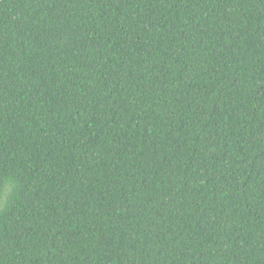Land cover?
Returning <instances> with one entry per match:
<instances>
[{"label":"trees","instance_id":"obj_1","mask_svg":"<svg viewBox=\"0 0 264 264\" xmlns=\"http://www.w3.org/2000/svg\"><path fill=\"white\" fill-rule=\"evenodd\" d=\"M0 264H264V0H0Z\"/></svg>","mask_w":264,"mask_h":264}]
</instances>
